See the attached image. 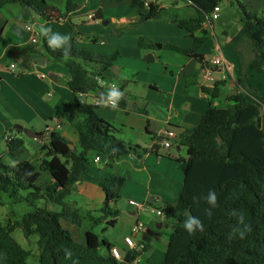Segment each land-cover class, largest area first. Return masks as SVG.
Returning a JSON list of instances; mask_svg holds the SVG:
<instances>
[{
	"label": "crops",
	"instance_id": "obj_1",
	"mask_svg": "<svg viewBox=\"0 0 264 264\" xmlns=\"http://www.w3.org/2000/svg\"><path fill=\"white\" fill-rule=\"evenodd\" d=\"M46 1L58 9L39 15L17 3L0 8L3 36L0 45V140L3 142L0 161L14 165L22 160H31L48 143L49 137L43 135V130L55 120L62 124L61 129L55 132L66 137L72 148L77 144V133L84 132L82 126L75 128L74 123H84L85 116L78 114L76 118H71L67 115L68 101L72 96L67 86L68 70L63 61L48 56L41 43L44 38L34 28L35 25L45 24L53 31L71 34L78 48L94 53L117 54L112 67L103 74L101 88L105 93V86L116 83L124 93L121 99L125 106L119 104L117 110H112L98 105L96 112L118 129L117 137L137 146V149L117 162L125 182L120 196L110 203V207L118 211L115 223L105 226L110 218H102L92 231L110 247H116L123 258L130 259L132 254L124 245L123 238L137 221L142 222L148 230L141 231L136 238L145 244L138 264H159L173 224L165 223L167 220L149 211L136 209L128 200L146 202L157 209L174 203L179 197L194 201L195 193L190 191L189 180L176 162L177 158L185 157V148L177 142H173L168 149L156 148L155 139L165 129L173 130L177 138L184 129H191L200 123L211 101L202 87H212L222 81L220 102L224 95L240 90L237 80L244 72L247 84L264 95L263 75L247 69L254 56L251 43L241 41L235 48L228 44L241 28V19L231 26L226 21V10L220 7L218 19L213 21L216 25L212 23L211 28H206L202 24L194 31V36H200L204 28L208 30L198 49V55L203 60L200 63L175 49H187L193 43L190 34L174 24V20L196 17V11L188 0H146L158 6L157 15L148 20H142L147 8L134 7L131 0H71L77 7L70 11L64 9L66 0ZM253 1L256 11L262 10L264 16V0ZM97 9L101 10L102 18L91 20ZM26 26H30L38 36L33 44ZM215 29L221 36L216 35ZM139 39L146 43H159L160 46L156 47L157 50L141 48ZM38 56L43 57L42 64L30 69L31 59ZM147 56L152 60H147ZM213 56H220L225 63L232 65V73L227 79L221 80V72L210 65ZM11 64L15 67L11 68ZM23 66L25 69H22ZM94 96L95 93L90 92L79 98L83 103L94 104ZM86 97H91V102H85ZM213 104L217 105L218 101H213ZM24 129L43 135L39 139L32 137L36 139L32 142L34 153L25 145L24 136H29ZM4 135L10 140H4ZM17 137L23 140V145L10 152L7 143ZM235 150L238 149L233 144L232 154ZM44 153L40 152L32 161H38ZM104 163V156L97 163H91L88 177L76 181L68 195L69 204L95 217L101 215L99 210L105 201V194L98 185V180L104 176ZM39 182L50 184L52 178L44 172ZM210 186L205 183L203 187L209 189ZM42 207H46L45 204ZM46 208L60 209L58 205L50 204ZM61 225L77 242H84V229L88 228L86 220L81 228L65 220H61ZM95 226H99L100 234L95 232Z\"/></svg>",
	"mask_w": 264,
	"mask_h": 264
},
{
	"label": "trees",
	"instance_id": "obj_2",
	"mask_svg": "<svg viewBox=\"0 0 264 264\" xmlns=\"http://www.w3.org/2000/svg\"><path fill=\"white\" fill-rule=\"evenodd\" d=\"M196 11V17L186 20H174V24L186 30L193 38L190 48L175 47L177 51L190 55L200 63L202 57L198 49L208 35L204 28L200 36H194L203 22L208 20L213 8L225 0H188ZM146 0H131L134 7L144 6ZM17 3L35 14H48L58 8L46 0H0V8L6 4ZM148 8L143 17L152 19L158 13V6L147 2ZM77 7L66 0L64 9ZM241 28L228 44L235 48L241 41L250 42L254 56L247 69L261 73L264 77V16L247 14L244 9ZM213 23V22H211ZM0 29V45L2 43ZM42 46L53 60L63 61L69 73L67 86L72 96L68 101V116H85L84 123L75 122L74 127H83L84 132L77 133L79 150L72 148L70 142L58 132H52L49 141L41 147L44 156L38 161L22 160L14 165L0 161V189L8 194L18 190H30L29 199H43L58 205V211L46 207H35L24 213L19 220L9 219L0 222V264H25L30 251L24 249L12 236L15 228H20L26 238L37 236L38 264H130L117 260L110 254V244L99 239L92 227L102 218H110L105 226H112L118 211L110 203L120 196L125 182L124 174L118 169L117 162L137 149V146L125 143L116 136L117 128L100 117L98 105L80 101L81 95L101 88L97 78L103 80V74L112 67L117 54L94 53L76 47L70 34L68 55L63 50L50 49L41 39ZM141 48H152V43L143 39L138 42ZM240 90L223 96L224 106H220V85L202 87L207 93L210 104L200 123L184 129L173 142L185 148V157L176 159L178 166L189 180L190 191L195 197L206 194L208 190L217 193V207L212 215L205 214L208 207L203 201L196 203L179 197L174 203L160 208L165 220H171L173 229L168 236L167 247L159 264H264V157L262 163L253 158V150L264 155V95L247 84V75L242 72L238 78ZM218 101L217 105L213 101ZM120 105L125 106L121 99ZM244 134L246 136H244ZM235 150L232 154V146ZM23 145L20 137L7 143L8 150L15 152ZM245 149V150H244ZM96 155L105 157L104 176L98 180L105 194L100 208L101 215L93 216L65 201L76 181L88 177L87 170ZM260 163V164H259ZM47 172L52 182L41 184L42 173ZM216 180H219L216 182ZM205 183L210 188L203 187ZM232 210L244 213L247 231L243 239L230 236V228L235 218ZM199 217L203 231L189 235L182 227L184 213ZM61 220L82 227L84 242H77ZM243 227V226H242ZM106 249L105 253L100 248ZM70 252L68 257L65 253Z\"/></svg>",
	"mask_w": 264,
	"mask_h": 264
},
{
	"label": "rangeland",
	"instance_id": "obj_3",
	"mask_svg": "<svg viewBox=\"0 0 264 264\" xmlns=\"http://www.w3.org/2000/svg\"><path fill=\"white\" fill-rule=\"evenodd\" d=\"M219 6L221 7V9L224 8L226 10V15H227L226 21H228L231 26H233L234 22H236L237 20L241 19L244 16L242 9H244V11L247 14L263 15L262 10L256 11V6L253 0H230V1L225 0L221 2ZM213 24L216 25V22H213ZM215 33L216 35L221 36L218 29H215ZM158 44L159 43H154L151 49L157 50L156 47H158ZM91 99H92L91 97H86L84 98V101L91 102ZM220 106H224L223 99L220 101ZM24 138L26 140L25 145L27 146L28 150L31 153H34L35 150H34V147H33L34 145L32 142L33 140H36V139H33L32 137H26V136H24ZM2 145H3V142L0 140V148H2ZM75 148L77 151L79 150V147L77 144ZM39 150L40 152H44L41 149ZM40 152L32 156L31 160H33V158L34 159L37 158V154H39ZM263 157L264 155L260 151H257L255 149L253 150V158L256 161L262 163ZM90 159H92V156H90ZM30 191L31 189L30 190H18L15 193L8 194V193L3 192L0 189V222L1 223H6L9 219L19 220L24 213L32 211L36 206L42 207L44 204L46 207H48L49 204L52 206H55V204L53 203L44 202L43 199H37V200L29 199L30 196L28 194L30 193ZM68 195L65 198V201L67 203H68V200L70 199V196ZM165 223H169L170 225L173 224L171 220H167ZM98 227L99 226H95L94 230L95 232L100 234L98 231L99 230ZM12 236L24 249H27L30 251V255L26 259L25 264H38V261H37L38 250H37V245H36L37 236L32 235L26 238L22 230L18 227L13 230ZM100 251L102 253H105L106 249L101 247Z\"/></svg>",
	"mask_w": 264,
	"mask_h": 264
},
{
	"label": "built area",
	"instance_id": "obj_4",
	"mask_svg": "<svg viewBox=\"0 0 264 264\" xmlns=\"http://www.w3.org/2000/svg\"><path fill=\"white\" fill-rule=\"evenodd\" d=\"M144 6L148 8V3L145 2ZM219 11H220L219 5L213 8L212 12L209 15L208 20L203 22L206 28L212 27L211 22L218 19ZM48 19H51V15H48ZM26 30L30 32V42L32 44L35 43L38 39V36L32 32L30 26H26ZM210 65L216 70L221 72V80L227 79L228 75L232 73V65L225 63L224 60L220 56L211 57ZM10 67L14 68L15 65L11 64ZM97 81L99 82L100 86H102V83H103L102 80L100 78H97ZM104 88H107V87L105 86ZM103 90L104 89L102 87L98 89L97 91H94L95 93L94 101H93L94 105H100L101 96L104 93ZM61 127H62L61 122L59 120H55L52 125L45 126L43 130V135H45L46 137H49L52 132L59 131ZM3 138L4 140H7V141L10 140V137L6 135H4ZM175 138H176V134L173 130L165 129L155 139L156 148L158 146L163 149L170 148L173 143V139ZM99 160H100L99 155H96L92 158V163H97ZM128 203L140 211H149L150 213H153V214L162 212L163 215H157V216L165 220V213L162 210L154 208L151 205L147 204L146 202H138L133 199H129ZM146 230H148L147 226H145L142 222L137 221L135 225L131 228L129 234L123 238L124 245L132 254L130 259H128L131 264H138L141 261V256L145 251V244L136 240V238L138 237L141 231H146ZM129 240L132 241L131 245L128 243ZM110 254L117 260L123 261L124 259L120 251L116 247L110 248Z\"/></svg>",
	"mask_w": 264,
	"mask_h": 264
},
{
	"label": "clouds",
	"instance_id": "obj_5",
	"mask_svg": "<svg viewBox=\"0 0 264 264\" xmlns=\"http://www.w3.org/2000/svg\"><path fill=\"white\" fill-rule=\"evenodd\" d=\"M34 28L38 30L39 35L46 40L47 46L50 49H61L63 50L65 57H67L70 34L53 31L51 27L46 26L45 24L35 25ZM106 87V92L101 96L100 106L117 110L124 93L116 83L108 84ZM193 200L196 203L203 201L208 206L205 209V214L208 216H211L213 210L217 207V193L211 189L208 190L206 194H202L199 197H193ZM156 215H163V213L159 212L156 213ZM229 215L234 217L236 221L230 228V236L243 239L247 231V225L244 223V213L239 210H232ZM182 227L189 235H192L197 231H203V225L200 218L187 212L184 213ZM128 243L131 245L132 241L129 240ZM65 255L70 257L71 253L66 251Z\"/></svg>",
	"mask_w": 264,
	"mask_h": 264
},
{
	"label": "water",
	"instance_id": "obj_6",
	"mask_svg": "<svg viewBox=\"0 0 264 264\" xmlns=\"http://www.w3.org/2000/svg\"><path fill=\"white\" fill-rule=\"evenodd\" d=\"M102 18V14H101V10L100 9H97L96 12L90 17L91 20H95V19H101ZM145 17L142 18V20H144ZM158 46H160V44H158ZM147 60H152V58H150V56H147L146 57ZM42 61H43V57H34L31 59V62L30 64L28 65V67L30 69H34L35 65H41L42 64ZM22 69H25V67L23 66ZM130 107V106H129ZM24 132L26 133L27 136L29 137H33V138H42V134L41 133H38V132H34V131H31V130H28V129H24ZM124 262L128 261V257H125L123 259Z\"/></svg>",
	"mask_w": 264,
	"mask_h": 264
}]
</instances>
